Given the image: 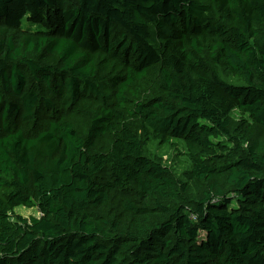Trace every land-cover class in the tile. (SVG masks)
<instances>
[{
    "label": "trees",
    "instance_id": "obj_1",
    "mask_svg": "<svg viewBox=\"0 0 264 264\" xmlns=\"http://www.w3.org/2000/svg\"><path fill=\"white\" fill-rule=\"evenodd\" d=\"M0 264H264V0H0Z\"/></svg>",
    "mask_w": 264,
    "mask_h": 264
},
{
    "label": "rangeland",
    "instance_id": "obj_2",
    "mask_svg": "<svg viewBox=\"0 0 264 264\" xmlns=\"http://www.w3.org/2000/svg\"><path fill=\"white\" fill-rule=\"evenodd\" d=\"M39 27L40 26L37 25H29L26 21L24 22L25 29L30 28L36 31L40 30ZM231 81L235 83L234 80ZM132 126L138 131V133L141 134L139 123L136 124L133 122ZM110 142V139H105L101 146H105ZM145 148L149 157L170 168V170L178 178L185 179L186 172L191 169V161L187 155V149L183 140L175 139L172 141V143L165 145L161 144L159 141L151 139L145 144ZM15 213L27 219L31 217H40V213L37 208L29 209L25 207H19L15 210Z\"/></svg>",
    "mask_w": 264,
    "mask_h": 264
}]
</instances>
